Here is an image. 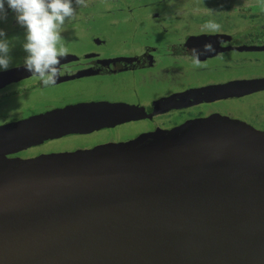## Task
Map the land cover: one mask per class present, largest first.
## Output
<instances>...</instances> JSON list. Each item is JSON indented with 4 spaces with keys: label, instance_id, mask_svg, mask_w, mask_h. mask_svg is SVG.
Segmentation results:
<instances>
[{
    "label": "water",
    "instance_id": "1",
    "mask_svg": "<svg viewBox=\"0 0 264 264\" xmlns=\"http://www.w3.org/2000/svg\"><path fill=\"white\" fill-rule=\"evenodd\" d=\"M260 89L239 81L185 97ZM129 112L81 104L8 125L0 159ZM223 124L13 162L0 174V264H264V137Z\"/></svg>",
    "mask_w": 264,
    "mask_h": 264
},
{
    "label": "flooded vegetation",
    "instance_id": "2",
    "mask_svg": "<svg viewBox=\"0 0 264 264\" xmlns=\"http://www.w3.org/2000/svg\"><path fill=\"white\" fill-rule=\"evenodd\" d=\"M157 1L108 0L109 11L97 10L90 18L83 17L90 23L88 26L80 23L78 27L83 34L77 38L81 41L76 44L78 48L69 47L64 39L69 55L61 60L65 71L54 87L44 88L39 81L30 79L27 70L1 77L0 128L81 104L123 107L134 118L1 156L0 174L6 173L13 162L95 152L201 123L223 122L264 137V89L219 98L196 96L199 91L215 86L264 80V11L254 12L229 0L231 9L226 10L228 15H223L224 0L217 4L216 0H206L203 17L194 14L182 17L177 12L171 15V12L154 11L159 5L166 6ZM261 3L264 0L256 4ZM10 14L15 16L13 12ZM104 14L111 16L106 17L107 24L100 29L96 24L103 20ZM212 19L222 25V33L209 35L200 31L201 25ZM228 19L235 20V25H230ZM240 20L245 21L241 28ZM0 30L14 43L12 65L7 71L0 70V74L24 68L26 53L15 40L25 37V29L17 26ZM207 43L213 44L217 53H223V58L218 59L215 54L201 56L207 67L196 68L189 59L191 49H202ZM193 92H197L194 97H185ZM234 108L245 113L236 115ZM131 124L141 127L130 141L112 136L94 141L88 147L80 144L95 132L115 131Z\"/></svg>",
    "mask_w": 264,
    "mask_h": 264
},
{
    "label": "clouds",
    "instance_id": "3",
    "mask_svg": "<svg viewBox=\"0 0 264 264\" xmlns=\"http://www.w3.org/2000/svg\"><path fill=\"white\" fill-rule=\"evenodd\" d=\"M5 4L15 14L19 26L25 29L22 47L26 53L24 67L31 73L30 79L39 81L44 88L56 86L66 67L61 60L69 55L62 33L68 24L78 19V10L89 6L88 0H0V21L7 19ZM200 31L218 35L223 29L212 19L202 24ZM220 44L223 47L224 42L221 40ZM13 47V41L0 30V70L7 71L11 67ZM209 54H215L218 59L224 55L207 43L202 49H191L189 59L194 67L203 68L207 63L200 57Z\"/></svg>",
    "mask_w": 264,
    "mask_h": 264
},
{
    "label": "rangeland",
    "instance_id": "4",
    "mask_svg": "<svg viewBox=\"0 0 264 264\" xmlns=\"http://www.w3.org/2000/svg\"><path fill=\"white\" fill-rule=\"evenodd\" d=\"M100 1H101V3H99ZM100 1L88 0L89 6L87 8L82 9V10H78V19L66 26V31L64 33H62V35H63V38L68 42L67 45L69 47L74 45V47L77 49L78 47L76 46V44H81V41H78L77 38L82 37L83 34L80 32L78 27H81L80 23H84L87 26H88V23H90V21L87 22V19H83V17H86V18L89 17L90 18L93 14H95V12L97 10L101 11L102 13H105V11H109L110 3L108 4V2H107L108 0H106V1L100 0ZM160 1L163 4L165 3L166 6L159 5L153 9L154 11L161 12V13H170L171 12L170 13L171 15L173 12H175V13L177 12L182 17H184V16L188 17L190 14H194L195 17H203L204 12H205V8L207 7V1L206 0H169L168 2H166L167 0H158L157 2H160ZM218 2L220 3V0L214 1L215 4H217ZM221 3L223 5H226L224 7L222 6V8H223L222 14L228 15V14H226V10L231 9L228 6L229 0H224ZM232 3L236 4V5L239 4V5H241L240 7L245 5L249 8H252V10L254 12H256L258 10L264 11V3H261L260 6H257L256 3H258V0H254V3H252L250 0H233ZM95 5H98V8L95 7ZM5 8L7 9V19L0 21V28H3V27L9 28V27L19 26L17 24L16 20L14 21L13 19H11V18H14L15 16L10 14V12H12V10L7 8V4H5ZM232 14H234V12ZM110 16H111L110 14H104V16L102 15L103 20L100 19L99 21H97L98 23L96 24V26L98 28L102 29L103 26L107 24L106 17H110ZM121 16L122 15H120V17ZM113 20H114V18H113ZM228 21H229L230 25H235V23H236V21L233 19H228ZM108 22H110V20ZM243 23H245V21L240 20L238 23V27L241 28L242 26H244V25H242ZM190 24L193 25V27L196 26V24H194V23H190ZM16 37H18V36H16ZM23 38L25 39V37H22V36L17 38L15 40V44L18 43L19 45H23V42H24ZM12 56H14V55H12ZM241 110L242 111H239V109L235 110V108H234V113L236 115L238 114V115L242 116L245 113V110L244 111H243V109H241ZM140 127H141V125L131 124V125L120 126L115 131L95 132L93 134L86 136L85 139H88V140H83L84 143L80 142V144L86 145L88 147L94 141H98V140L102 141V140L109 138V137H112V136H119V137H121V139L124 138L125 140L130 141L129 139L133 138V136H135L137 134V131ZM76 140H77V138H76Z\"/></svg>",
    "mask_w": 264,
    "mask_h": 264
}]
</instances>
